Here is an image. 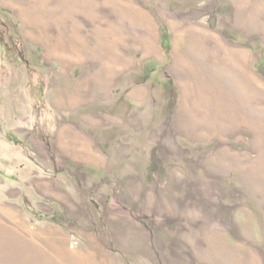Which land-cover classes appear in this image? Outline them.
Masks as SVG:
<instances>
[{
	"label": "rangeland",
	"instance_id": "1",
	"mask_svg": "<svg viewBox=\"0 0 264 264\" xmlns=\"http://www.w3.org/2000/svg\"><path fill=\"white\" fill-rule=\"evenodd\" d=\"M0 32V264H264V0H0Z\"/></svg>",
	"mask_w": 264,
	"mask_h": 264
},
{
	"label": "trees",
	"instance_id": "2",
	"mask_svg": "<svg viewBox=\"0 0 264 264\" xmlns=\"http://www.w3.org/2000/svg\"><path fill=\"white\" fill-rule=\"evenodd\" d=\"M2 44H4V39L2 33L0 32V46H2Z\"/></svg>",
	"mask_w": 264,
	"mask_h": 264
},
{
	"label": "bare ground",
	"instance_id": "3",
	"mask_svg": "<svg viewBox=\"0 0 264 264\" xmlns=\"http://www.w3.org/2000/svg\"><path fill=\"white\" fill-rule=\"evenodd\" d=\"M101 29V28H100ZM100 29H97V32L95 34H98V33H102ZM104 30V29H103ZM102 30V31H103ZM107 32V31H106ZM223 49V48H222ZM229 53V52H228ZM249 79V78H248Z\"/></svg>",
	"mask_w": 264,
	"mask_h": 264
}]
</instances>
